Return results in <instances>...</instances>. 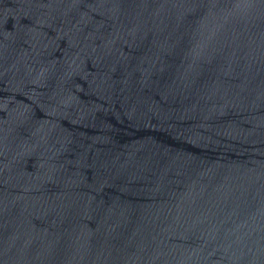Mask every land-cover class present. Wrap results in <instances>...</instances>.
Masks as SVG:
<instances>
[{
	"label": "water",
	"instance_id": "obj_1",
	"mask_svg": "<svg viewBox=\"0 0 264 264\" xmlns=\"http://www.w3.org/2000/svg\"><path fill=\"white\" fill-rule=\"evenodd\" d=\"M0 264H264V0H0Z\"/></svg>",
	"mask_w": 264,
	"mask_h": 264
}]
</instances>
